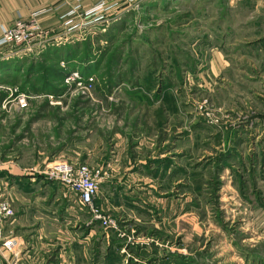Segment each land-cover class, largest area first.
<instances>
[{
  "label": "rangeland",
  "instance_id": "374dc122",
  "mask_svg": "<svg viewBox=\"0 0 264 264\" xmlns=\"http://www.w3.org/2000/svg\"><path fill=\"white\" fill-rule=\"evenodd\" d=\"M108 15L88 93L51 76L63 60L0 51V198L48 201L47 162L77 158L99 172L96 207L136 238L128 264H264V102L252 67L231 65V28L264 27V0H124Z\"/></svg>",
  "mask_w": 264,
  "mask_h": 264
},
{
  "label": "crops",
  "instance_id": "0c3cea01",
  "mask_svg": "<svg viewBox=\"0 0 264 264\" xmlns=\"http://www.w3.org/2000/svg\"><path fill=\"white\" fill-rule=\"evenodd\" d=\"M100 1L0 0V31L2 26H10L16 18L20 17L27 20L33 12H37L38 23L43 29L62 32L66 28L64 22L70 11H77L72 16L75 17V22H78L80 21L77 18L79 11L87 9ZM76 6H78L77 9H75ZM109 15L111 17L114 14ZM109 23V21L95 23L85 30H72V36L48 45L38 55L43 56L46 53L51 55L50 52H52V57L57 56L60 60H63L65 52L77 47L81 49L82 44L87 40L90 41L92 46L101 43L102 38L107 36L106 28ZM245 30L242 27L231 28V52L235 51V55L233 57L231 55V65L234 62L235 64L252 67L250 71H253L255 79L261 84L259 87L257 84L253 86L257 90H254V93L262 103L264 102V27L253 29L254 31L251 33L245 32ZM250 34L252 36L256 34L255 38L252 39L257 42L248 44L250 41L246 36ZM48 48H50V51H48ZM55 49H57V54L54 53ZM0 51L3 55L6 52L4 48H0ZM29 57H32V55ZM241 70L246 78L253 79L252 73L245 67ZM251 104L249 103V105ZM252 106L255 107L253 104ZM59 154L61 155L62 151ZM51 160H54V158L48 162ZM67 161L81 162L77 158H67ZM83 163L89 164L85 161ZM106 166L105 171H111L110 177L121 176L122 170L118 168L117 164L109 165V163H106ZM5 178L7 177L5 176ZM18 178L17 181L22 182L21 178ZM30 181H33V179ZM30 181L23 183L25 191L31 189ZM45 182L48 183L47 185L51 189L48 193L50 195L48 201L26 200L20 201L16 206L12 205L15 214L7 223L6 228L11 234L18 236L20 244L17 246L16 254L9 255L11 264H128V262H131L129 257L138 253L136 242H127L126 236L118 234L116 230L103 228L98 221L91 223L89 211L78 203L74 193L56 182ZM111 192V190L107 191L109 194ZM109 194L105 195V200H107ZM116 207L105 201L106 209H115ZM120 216L122 215L120 214ZM135 217L136 215L131 213L127 221L137 220ZM120 226L121 229L125 227L122 224ZM130 233L125 234L128 236ZM163 255L166 256L165 253ZM166 261H168V257Z\"/></svg>",
  "mask_w": 264,
  "mask_h": 264
},
{
  "label": "built area",
  "instance_id": "2783aa9c",
  "mask_svg": "<svg viewBox=\"0 0 264 264\" xmlns=\"http://www.w3.org/2000/svg\"><path fill=\"white\" fill-rule=\"evenodd\" d=\"M118 3V0H101L87 9H82L78 12V16L76 15L80 19L78 22H75L76 19L72 16L77 11H70L64 22L66 28L62 32L43 29L38 23L37 12H33L27 20L20 17L16 18L10 26H2L0 48H4L11 55H17V53L23 55L38 54L48 45L72 36V30H85L95 23H106L109 19L108 13L111 12L112 8H117ZM77 8L78 6L75 7V9ZM67 78L77 86V89L81 90V93H88L94 87V74L83 76L78 70H72ZM27 98L29 96L25 93L16 96L22 107L26 105ZM42 173L48 180L56 182L74 193L78 203L89 211L91 221H98L105 229L116 230L118 234L126 236L127 242H136L133 234L128 236L124 234L119 229L118 223L105 216L94 204L100 187L99 172L89 164L54 159L46 164ZM14 214L15 210L11 201L7 197L0 198V264H11L9 255H15L17 246L20 244L18 236L11 234L6 228Z\"/></svg>",
  "mask_w": 264,
  "mask_h": 264
},
{
  "label": "trees",
  "instance_id": "16d2710c",
  "mask_svg": "<svg viewBox=\"0 0 264 264\" xmlns=\"http://www.w3.org/2000/svg\"><path fill=\"white\" fill-rule=\"evenodd\" d=\"M109 39L110 38L108 37V40ZM48 51H50V48H48ZM50 53L51 55H47L46 53L43 56L48 57L47 58L48 60H54V62L60 61V59L57 56L52 57V52ZM54 53L57 54V49H55ZM98 56L99 55H96L95 53L91 51V43L90 41L87 40L85 41V43L82 44L81 49H78L77 47V48L69 49L67 52H65V57L63 61L65 62L66 66H58L59 68H56V69L50 66L48 67V69L51 68L50 69L51 76H54L55 78H58V79H63L72 70H78L80 74L83 76L95 74V66L99 62V58L102 56V53H100L99 58ZM13 81L15 80L13 79ZM32 90L37 91L34 88ZM50 90H53V89H50ZM6 96H7V93L5 91H0V103L3 100L4 101L6 100Z\"/></svg>",
  "mask_w": 264,
  "mask_h": 264
}]
</instances>
